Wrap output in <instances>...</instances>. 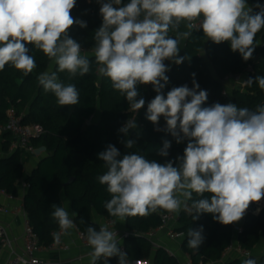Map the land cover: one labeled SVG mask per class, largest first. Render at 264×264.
Here are the masks:
<instances>
[{
	"label": "clouds",
	"instance_id": "clouds-1",
	"mask_svg": "<svg viewBox=\"0 0 264 264\" xmlns=\"http://www.w3.org/2000/svg\"><path fill=\"white\" fill-rule=\"evenodd\" d=\"M101 25L94 30L93 54L97 72L137 113L145 106L140 85H151L156 92L147 103L146 119L156 131L170 134L177 144L187 141L182 156L158 163L139 153L125 154L113 144L97 154L107 171L97 177L106 186L110 199L104 202L108 214L123 221L146 217L158 210L179 214L182 206L190 209L192 219L211 214L222 225L239 222L250 204L264 199V104L255 110L234 103L215 102L204 106L206 90L200 89L192 73L187 84L163 89L169 82L166 61L182 64L189 56L180 55L181 41L192 35L198 22L206 40L228 42L232 52L244 61L253 57L256 35L264 29V4L249 5L248 0H97ZM76 0H0V71L6 65L28 76L37 67L32 54L40 50L54 63L38 75L43 91L51 93L60 107L79 103L75 84L68 79L83 77L92 61L82 54L81 44L69 34L73 25L86 28L87 22L74 18ZM259 9L253 11V9ZM186 31H181V25ZM174 32L175 36L169 35ZM32 46V50L28 47ZM264 90V76L249 78ZM161 118L165 121L159 127ZM137 128L136 120L118 130L125 136ZM131 149L135 141H121ZM170 140H163L158 155L167 157ZM196 199H193V195ZM207 194V195H205ZM191 202L190 205L188 202ZM51 218L65 235L75 227L71 216L77 213L52 205ZM81 219V223H83ZM90 264L118 257V264H130L121 250L117 234L101 225L86 229ZM187 246L198 250L204 241L203 226L187 230ZM59 242V235L56 236ZM250 255V254H249ZM241 264H257L247 258Z\"/></svg>",
	"mask_w": 264,
	"mask_h": 264
},
{
	"label": "trees",
	"instance_id": "trees-1",
	"mask_svg": "<svg viewBox=\"0 0 264 264\" xmlns=\"http://www.w3.org/2000/svg\"><path fill=\"white\" fill-rule=\"evenodd\" d=\"M125 3L128 0H124ZM257 2L264 4V0H248L249 5ZM100 3L97 0H76V5L71 11L74 18L87 22L86 28L73 25L69 30L72 38L82 46V54L91 61L90 72L83 76L68 79L67 73H59L61 81L65 84H75L79 90V103L74 106L60 107L56 98L51 93H45L38 84L37 77L40 73L48 71L50 65L55 70V65L42 51L33 49L28 45L35 58L37 67L28 76L16 70L11 65H6L0 71V121H6V110L15 106L18 113L22 114L23 123H40L46 132L32 139L35 147H43L47 154L38 162V165L25 175V162L33 153L22 149L11 150L14 139L9 130H4L0 153V189L11 195L19 193L20 180L24 179L28 186L24 195V208L28 219L43 245L55 240L58 224L51 218L52 205L63 206L62 195L71 200L76 216L75 223L86 231L88 226L99 230L98 222L94 221L91 213L95 210L107 218H113L104 207V202L109 200L110 194L106 186L101 185L97 177L104 174L107 169L104 162L98 159L97 154L103 151L108 144L115 145L120 151L121 158L125 154L139 153L146 159L165 163L175 161L182 156L187 141L177 144L174 138L164 132L156 131L146 119L147 103L156 95L151 85H140L138 91L146 103L139 112V121L142 126L130 130L125 136L118 130L131 120L134 113L125 98L111 86V81L97 72L93 52H84L94 47V30L102 23L99 14ZM259 9L254 8L253 11ZM181 31L188 29L182 24ZM192 35L181 41L180 55L189 56L182 64L176 65L169 61L170 71L166 73L169 82L163 89L166 95L173 87L187 84L192 87L193 76L206 90L208 99L204 106L215 102L221 104L234 103L238 107H248L255 110L257 105L264 104V90L256 83L251 86L245 83L244 87L231 82L225 83L223 78L229 73H245L246 81L256 76H264V29L256 35L259 44L253 57L244 61L238 52H232L230 44L224 42L214 44L206 40L202 30L192 29ZM169 35L175 36L174 32ZM252 67V69H249ZM224 88L227 94L223 93ZM148 95V98L147 96ZM97 109L101 111L99 120L94 116ZM132 139L134 146L126 148L121 141ZM171 141V148L167 157L158 155L163 140ZM207 195V194H205ZM193 195V199H196ZM190 201L188 204L190 205ZM158 210L146 217L135 216L126 218L127 226L141 232L157 227L161 224V213ZM83 219V223H81ZM178 230L187 234L189 228L196 229L203 226L204 241L198 250L187 246V235L181 243L182 249L187 252L192 264H206L209 261L223 257L225 248L233 241V224L222 225L215 221L211 214H202L199 219H192V212L181 211L179 214ZM264 235V207L258 212H249L245 217V229L237 238L241 247L252 250ZM0 241V249H1ZM126 254L129 260H138L154 254V264H181L179 259L165 247L154 248L151 241L145 236H131L125 239ZM254 258L257 264H264V254ZM246 258V259H247ZM240 258H234L223 264H241ZM98 264H118V257H111L108 261L101 259Z\"/></svg>",
	"mask_w": 264,
	"mask_h": 264
},
{
	"label": "crops",
	"instance_id": "crops-1",
	"mask_svg": "<svg viewBox=\"0 0 264 264\" xmlns=\"http://www.w3.org/2000/svg\"><path fill=\"white\" fill-rule=\"evenodd\" d=\"M84 52H87V54L93 52V47ZM100 117H101V111L100 109H97L94 118L95 120H99ZM138 117H136L137 128L142 126ZM0 141H2L1 135H0ZM0 148H1V144H0ZM37 150L38 151H36L26 159L25 175L31 172L38 165V162L47 154V151L43 147H37ZM0 153L6 154L1 149H0ZM22 180H20L19 193L17 195H12L11 197V194L7 192L6 193L0 192V207L3 208L0 209V223L6 225L9 236L12 239V245H13V248L7 246L1 247L0 264H7L8 260L11 257H13L14 254H21L24 252L25 222H24L23 209H25L24 195L26 193L27 187L23 185ZM62 203L70 214L72 212H75L71 200L65 197L64 195H62ZM258 207L259 208L255 213H258L264 207V199H262L259 202ZM181 209L183 211H186L187 213H191L190 209H185L183 206ZM91 217L94 221L98 222V224L103 222L104 218H106L101 214L97 213L95 210L92 211ZM71 218L74 220V216H71ZM114 220L119 228H123V229L129 228L126 223V219L121 221L119 220V218L114 217ZM244 225H245V220H244ZM178 226H180V224H178ZM68 232L69 234L67 235L61 232V230L55 232V240H56V236L59 235V244L60 245L66 244L68 245V248L55 247L52 250L43 249L40 252V255L46 259L52 261H58L57 264H90L91 258L89 256V253L92 251V249L83 246L81 240L77 235V230L75 227L69 229ZM186 235L187 234L184 233V235H181L180 237L171 238L167 236L165 233H163L159 238L162 244L164 245L163 247H165L169 252L173 253L179 259L181 264H191L192 262L190 255L187 252H185L181 247L182 240ZM233 237H234L232 241L234 246L233 249L229 253H227L224 257L218 260L209 261L206 264H223L224 262L232 260L234 258H240L243 261L250 255L261 257L264 254V235L260 237L258 244L252 250H245L242 247L240 250L239 249L240 243L238 241V238L236 237L235 231ZM129 261L130 264H154V254L147 258H142L132 261L129 260Z\"/></svg>",
	"mask_w": 264,
	"mask_h": 264
},
{
	"label": "built area",
	"instance_id": "built-area-1",
	"mask_svg": "<svg viewBox=\"0 0 264 264\" xmlns=\"http://www.w3.org/2000/svg\"><path fill=\"white\" fill-rule=\"evenodd\" d=\"M197 25H198V22H196V25H194L193 29H198ZM249 69H252V67H249ZM243 80L246 81L245 73H229L225 75V77L223 78V81L225 83L231 82L235 85H240L243 82ZM223 93L227 94V90L225 88L223 90ZM6 116L7 118L4 123L0 121V134L4 130H9L13 134L14 139L11 143V150L22 149L25 151H29L31 153L36 152L37 147H35L31 141L33 138L39 137L46 132V129L44 128V126L40 123H23L22 114L17 112L15 106H10L6 110ZM136 117H137V113H134V116L131 118V120H136ZM22 182L25 187L28 186L25 180H22ZM0 192L6 193V191L3 189H0ZM258 204L259 202L250 204V207L249 209L246 210L244 217L239 222L233 223V229L235 231L236 237H238L240 234L244 232L245 217L249 212L255 213L257 209L259 208ZM0 209H3V208L0 207ZM23 214H24V222H25L24 252L21 254H14L13 257H11L8 260L7 264H57L58 261H52V260L46 259L40 255V252L43 249L52 250L55 247L68 248V245L66 244L60 245L59 242H57V240H54L53 242L47 245L41 244L39 241L38 235L35 233L28 219L25 209H23ZM179 214L168 213L166 211L162 212L161 213V224L158 225L157 227H154L148 230L147 232H141L139 230L130 229V228H125V229L119 228L114 220V217L104 218L103 222L99 223V227L101 225H107L109 230L116 233L121 250L124 251L125 253H126L125 239L131 236H142L143 235L151 241L153 247L157 248V247L164 246L161 240L159 239L161 234L163 233H165L167 236L171 238H177V237H180L181 235H184L183 231H179L177 229V226L179 224ZM75 228L77 230V235L79 239L81 240V243L83 244V246L90 248V246L87 244L86 231L81 229L76 223H75ZM0 241H1L2 246L13 248L12 239L9 236L8 229L6 225L2 223H0ZM233 247H234L233 242H231L225 248L223 252V257L227 253H229L233 249ZM239 249L241 250L240 245H239Z\"/></svg>",
	"mask_w": 264,
	"mask_h": 264
},
{
	"label": "rangeland",
	"instance_id": "rangeland-1",
	"mask_svg": "<svg viewBox=\"0 0 264 264\" xmlns=\"http://www.w3.org/2000/svg\"><path fill=\"white\" fill-rule=\"evenodd\" d=\"M52 66V65H51ZM244 84H245V81L243 80V82L240 84V86L241 87H243L244 86ZM147 96V98H148V95H146ZM140 110H142V109H140ZM140 110L137 112V117L139 116V112H140ZM165 126V121L163 120V118H161V120H160V123H159V127L160 128H163ZM141 127V126H140ZM36 151H38V150H36ZM35 153V152H34ZM39 153V152H38Z\"/></svg>",
	"mask_w": 264,
	"mask_h": 264
}]
</instances>
